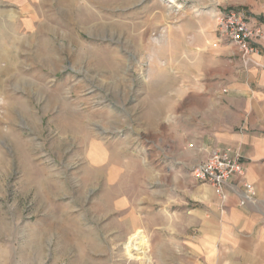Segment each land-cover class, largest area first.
<instances>
[{
  "label": "rangeland",
  "instance_id": "obj_1",
  "mask_svg": "<svg viewBox=\"0 0 264 264\" xmlns=\"http://www.w3.org/2000/svg\"><path fill=\"white\" fill-rule=\"evenodd\" d=\"M27 1L0 0V264H194L227 201L192 174L232 55L216 30L245 0ZM229 186L257 202L246 168Z\"/></svg>",
  "mask_w": 264,
  "mask_h": 264
},
{
  "label": "crops",
  "instance_id": "obj_2",
  "mask_svg": "<svg viewBox=\"0 0 264 264\" xmlns=\"http://www.w3.org/2000/svg\"><path fill=\"white\" fill-rule=\"evenodd\" d=\"M33 3L28 0L27 8ZM243 4L242 9L257 20L248 18L264 25V0H245ZM34 6L41 9L43 3L37 0ZM230 54L220 57L225 67L215 89L220 94L219 113L200 122V143L208 149L231 146L242 154L246 178L258 193L257 202L241 205L237 194L229 192L225 210L215 206L212 218L203 219L206 255L196 258L194 264H264V53L254 55L248 67L233 45Z\"/></svg>",
  "mask_w": 264,
  "mask_h": 264
},
{
  "label": "built area",
  "instance_id": "obj_3",
  "mask_svg": "<svg viewBox=\"0 0 264 264\" xmlns=\"http://www.w3.org/2000/svg\"><path fill=\"white\" fill-rule=\"evenodd\" d=\"M216 34L214 46L222 43L234 45L245 67L250 66L254 55L264 53V25L251 21L242 11L231 9L221 12ZM244 172L242 154L231 146L212 148L192 169L193 176L211 185L222 202L227 199V185L236 177L243 176ZM241 195L244 200L248 198L246 192Z\"/></svg>",
  "mask_w": 264,
  "mask_h": 264
},
{
  "label": "bare ground",
  "instance_id": "obj_4",
  "mask_svg": "<svg viewBox=\"0 0 264 264\" xmlns=\"http://www.w3.org/2000/svg\"><path fill=\"white\" fill-rule=\"evenodd\" d=\"M146 238L147 237L142 231H134L129 235L126 253L129 255L130 258L138 259L147 256L146 251L142 248V246L147 243ZM144 248H146V246ZM144 259L146 258L144 257Z\"/></svg>",
  "mask_w": 264,
  "mask_h": 264
}]
</instances>
